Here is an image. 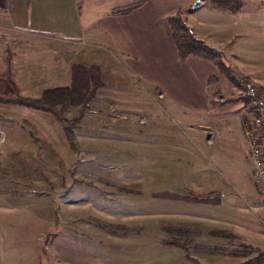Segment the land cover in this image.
<instances>
[{"label": "rangeland", "instance_id": "rangeland-1", "mask_svg": "<svg viewBox=\"0 0 264 264\" xmlns=\"http://www.w3.org/2000/svg\"><path fill=\"white\" fill-rule=\"evenodd\" d=\"M196 1L151 0L141 11L142 28L133 26L141 22L136 16L125 20L133 26L130 51L97 64L100 84L86 105H60L75 119L77 149L53 113L0 102V264H240L264 249V191L250 171L243 132L250 106L244 119L238 109L217 107L219 119L187 123L157 95L156 56L166 42L148 13L182 9L189 25L203 27L212 0ZM242 1L234 17L227 14L224 59L237 77L264 87V0ZM14 30L0 14L5 94L15 91L7 79ZM77 40L66 42L89 43ZM35 44L33 51L46 47ZM39 55L30 69L10 59L25 95L53 85L42 81L48 53ZM221 77L217 85L228 95L216 104L249 103L239 85ZM214 190L218 197L203 198ZM256 204L260 210L251 208Z\"/></svg>", "mask_w": 264, "mask_h": 264}, {"label": "crops", "instance_id": "crops-1", "mask_svg": "<svg viewBox=\"0 0 264 264\" xmlns=\"http://www.w3.org/2000/svg\"><path fill=\"white\" fill-rule=\"evenodd\" d=\"M131 1L133 0L127 2L122 0L116 4L115 0H0V14H4L13 28L20 30H14L16 34L14 45L16 47L9 52L8 57L13 61L20 62L22 67L30 69L32 61H40L39 54L46 52L48 53V56H45L46 63L40 65L43 67L42 69H45L42 81L53 84L48 87L66 83L69 77L72 78V67L75 63L82 62L90 66L107 62L110 60L109 58H116L119 56L118 50L130 51L128 44L131 27L142 28V15L144 17L145 14H142L141 11L151 3V0H146L129 13L116 14L113 12L115 7ZM216 5L218 4L215 0H212L208 5V15H204L207 18L202 19V22L205 23L203 27L196 26L197 24H190V26L193 27L199 38L221 49L225 55L227 49H224L223 45L228 43L227 40H224L227 34L225 27L228 19L227 14L234 17L232 13L236 12ZM175 13H164L157 10V12L148 13L147 16L149 20L154 21L152 27L162 35V40L164 39L166 42V44H162L156 56L155 85L159 89L157 95L161 99L167 100L172 116L174 114L183 116V120L187 123L195 121L197 117H204V121H202L204 125L213 119H219L220 115L216 114L220 113L221 108L226 111L228 108L233 112L235 109V111L239 110L244 119L249 103L245 102L244 105L241 102L233 108L227 104L221 105V103L214 102L219 95L220 101H224L228 94H222L217 85L223 73L213 61L196 55H189L186 58L179 56L169 23V17ZM131 16H136L141 22L132 26L125 21L126 19L128 21ZM116 18L123 19L116 23ZM25 30L26 33H19H23ZM40 35L44 37L43 40L38 38ZM68 38L76 40L84 38L89 40V43L87 42L88 44L83 46L77 40L75 43L68 44L66 42ZM42 41L45 42L46 49H35L41 50L40 53L31 49V43L35 42L37 43L35 46L39 47V43ZM229 59L231 58L229 57ZM231 83L235 86L233 82ZM177 106L185 110L180 111ZM233 112L230 111V113ZM168 123H172L171 128L176 130L174 121ZM160 124H162L160 125L161 129L166 125ZM183 127L185 129V125ZM250 161L251 167H249L252 171L251 155ZM250 193L256 194L255 190Z\"/></svg>", "mask_w": 264, "mask_h": 264}, {"label": "trees", "instance_id": "trees-1", "mask_svg": "<svg viewBox=\"0 0 264 264\" xmlns=\"http://www.w3.org/2000/svg\"><path fill=\"white\" fill-rule=\"evenodd\" d=\"M145 1L133 0L127 4L115 7L113 12L116 14L129 13ZM215 2L218 4L216 6L229 8L232 11H237L245 5L242 0H216ZM169 23L172 28L173 41L181 58L196 55L213 61L231 82L239 85L234 69L224 59L223 51L197 36L195 30L187 23L182 9H179L174 15L169 17ZM98 70L99 66L97 64L88 66L82 62L75 63L72 67L70 84L47 87L42 90L39 96H30L23 93L20 83L13 75L10 58L8 57L7 79L15 91L11 94L0 92V102L19 104L53 113L63 123L64 131L71 147L77 149L78 144L73 126L75 119L64 116L60 105L66 103L86 105L92 98L95 87L100 84ZM166 194L164 193V195ZM170 195L178 196L175 193ZM219 195L220 193L214 190L203 195V198L210 199L212 196L218 197ZM181 197L193 200L202 199L201 196L183 195ZM255 250L257 252L255 255L246 258L240 264H264V249L256 248Z\"/></svg>", "mask_w": 264, "mask_h": 264}, {"label": "built area", "instance_id": "built-area-1", "mask_svg": "<svg viewBox=\"0 0 264 264\" xmlns=\"http://www.w3.org/2000/svg\"><path fill=\"white\" fill-rule=\"evenodd\" d=\"M237 79L250 106L243 127L253 162L252 173L257 187L264 191V87L255 79L243 75ZM261 207L260 204L253 205L255 210H260Z\"/></svg>", "mask_w": 264, "mask_h": 264}, {"label": "water", "instance_id": "water-1", "mask_svg": "<svg viewBox=\"0 0 264 264\" xmlns=\"http://www.w3.org/2000/svg\"><path fill=\"white\" fill-rule=\"evenodd\" d=\"M201 0H197L195 3V6H198L200 4Z\"/></svg>", "mask_w": 264, "mask_h": 264}]
</instances>
